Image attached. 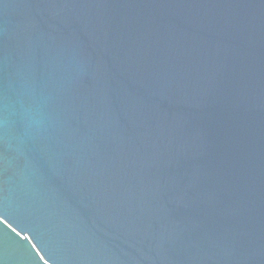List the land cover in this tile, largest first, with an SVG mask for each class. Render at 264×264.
I'll return each instance as SVG.
<instances>
[{
	"label": "water",
	"instance_id": "obj_1",
	"mask_svg": "<svg viewBox=\"0 0 264 264\" xmlns=\"http://www.w3.org/2000/svg\"><path fill=\"white\" fill-rule=\"evenodd\" d=\"M0 264H264V0H0Z\"/></svg>",
	"mask_w": 264,
	"mask_h": 264
}]
</instances>
